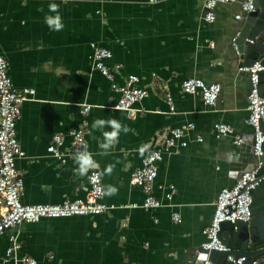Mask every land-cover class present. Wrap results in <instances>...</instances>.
Here are the masks:
<instances>
[{
  "label": "crops",
  "instance_id": "crops-1",
  "mask_svg": "<svg viewBox=\"0 0 264 264\" xmlns=\"http://www.w3.org/2000/svg\"><path fill=\"white\" fill-rule=\"evenodd\" d=\"M204 1L27 0L22 6L23 0H0V52L7 74L15 89H34L16 122V137L26 153L16 161L23 202L58 203L86 193V176L74 173L72 156L60 160L46 151L55 133L66 135L81 124L87 128L86 150L100 165L97 171L115 165L102 182L118 188L116 195L103 197L116 205L141 202L142 192L129 183L130 173L139 167L144 148L162 140L170 127L191 121L195 128L190 137H202L159 164L153 193L162 199L164 190L158 186L174 184L170 205L26 223L19 229L14 257L0 264H18L23 255L34 257L37 264H189L203 240L215 193L228 187L238 150L230 137H214L212 125L222 121L237 133L250 130L244 122L245 83H236V63L227 54L239 28L240 20L234 17L239 2L218 3L215 20L208 23L203 19ZM50 3L60 4L62 31H50L44 23ZM91 42L111 52L105 63L115 82L133 73L138 85L148 88L149 95L135 106L141 109L136 117L113 108L118 94L94 68ZM190 77L220 84L214 106H206L198 94L181 92L182 81ZM166 92L173 98V113L164 101ZM84 104L91 105L85 117L80 114ZM98 118H115L134 130L122 132L108 155H100L99 144L101 132L110 129L92 130ZM68 143L66 136L61 149ZM175 211L179 223L170 219ZM13 232L0 236V254Z\"/></svg>",
  "mask_w": 264,
  "mask_h": 264
},
{
  "label": "built area",
  "instance_id": "built-area-1",
  "mask_svg": "<svg viewBox=\"0 0 264 264\" xmlns=\"http://www.w3.org/2000/svg\"><path fill=\"white\" fill-rule=\"evenodd\" d=\"M70 1V0H69ZM155 1V0H149ZM239 2L240 11L234 14L235 19L240 20L245 13L254 10L251 0H205L203 4L205 22L215 20V9L218 3ZM236 36L232 37V40ZM212 46V45H211ZM92 48V62L103 76L111 81L112 89L118 94V98L113 108L124 111L129 117H136L141 109L136 108L149 95L147 87L138 85L139 77L133 73L125 76L122 83L114 80L112 69L105 63L111 57V52L107 48L96 46L90 43ZM120 65H116L119 67ZM264 68L259 60H255L249 66H242L239 70L249 72L250 90L246 96L247 115L244 122L250 127L251 154L259 157L264 154V130L261 125L264 123V96L258 94V76ZM7 62L0 52V236L7 230L14 229L8 236L9 245L4 253L0 254V263L12 259L19 248L17 235L19 229L26 223H35L42 218H61L70 216H92L114 209H157L168 206L172 199L176 187L174 184L167 186L159 185L158 188L164 190L163 198L159 199L154 195L155 179L160 162L166 155H170L180 148L186 147L189 141H202L201 135L190 137L195 128L191 121L182 122L178 126L170 127L167 134L157 144L144 148L139 167L130 173L129 183L138 187L142 192L141 202H129L125 204L106 203L96 191L98 186H104L102 178L99 185L93 183L90 170L86 176L87 189L83 197L75 199H64L58 203H25L21 200L24 184L21 172L16 166V161L26 156L25 151L20 147L16 137V122L21 114L23 102L30 100L34 94V89L23 87L15 89L11 79L7 74ZM182 93L198 94L206 106H214L220 93V84L217 82H206L202 78L190 77L182 81L180 86ZM164 101L168 105V112L173 113V98L169 92L164 94ZM91 105L84 104L80 114L87 116ZM87 128L81 124L70 129L66 135L55 133L51 137V142L46 147V151L53 157L64 160L68 156H73L77 150L88 148ZM212 133L216 138L230 137L231 142L240 146L248 133H237L234 127L226 122L216 121L212 125ZM66 136L69 137L68 146L64 145ZM260 162L252 168L242 171L236 178L233 185L222 188L213 201V212L209 222L203 227V240L195 248V254H199V249L216 250L229 252L225 260L231 264H242L245 256L235 257L230 252V247L225 245L219 237L220 224L223 221L235 223L236 221L247 222L251 218V195L250 191L256 183L264 176H258ZM170 219L173 223L181 221L178 212H172ZM18 264H37V260L28 255H23L17 259ZM189 264H194L192 261ZM203 264H224L222 262H212L206 258Z\"/></svg>",
  "mask_w": 264,
  "mask_h": 264
},
{
  "label": "water",
  "instance_id": "water-1",
  "mask_svg": "<svg viewBox=\"0 0 264 264\" xmlns=\"http://www.w3.org/2000/svg\"><path fill=\"white\" fill-rule=\"evenodd\" d=\"M254 10L245 13L239 22L234 40L227 45V54L229 58L234 59L238 70L236 83L240 81L245 83L244 92L250 90L249 72L239 70L242 66H249L255 60H259L264 66V0H251ZM258 94L264 96V68L258 76ZM264 130V123L261 125ZM251 133L248 131L242 144L238 147L235 154L236 162L233 164L230 173L228 186L234 184L236 178L242 171L252 168L253 164L259 162L257 175L264 176V154L254 157L251 154ZM264 150V145H263ZM252 198L250 210L251 218L249 221H236L230 223L223 221L220 224L219 237L222 242L230 247V252L235 257L245 256L242 264H264V179L258 181L251 189ZM215 193L214 198H216ZM229 252H220L216 250L199 249V254H195L191 261L194 264H203L208 258L212 262H222L231 264L225 260ZM190 261V262H191Z\"/></svg>",
  "mask_w": 264,
  "mask_h": 264
},
{
  "label": "clouds",
  "instance_id": "clouds-1",
  "mask_svg": "<svg viewBox=\"0 0 264 264\" xmlns=\"http://www.w3.org/2000/svg\"><path fill=\"white\" fill-rule=\"evenodd\" d=\"M69 0H61V3L67 4ZM22 6H27V0H23ZM60 4L50 3L48 5L49 15L44 16V23L49 28L50 31L59 32L64 28V23L62 17L59 13ZM43 11V9H41ZM109 128L110 130H104L101 132L102 142L99 144V147L102 149L100 155H108L110 149L118 141L120 134L123 132L127 134L130 131H134L129 128L127 125L122 124L119 120L112 119H96L92 123V130H103ZM95 138V137H94ZM72 160L74 161L76 168L74 173L78 177H85L88 175L90 170H98L100 165L93 159L92 153L87 150H77L73 156ZM115 169V165L110 164L106 166L102 171H93L92 172V181L94 184L99 185V181L105 175L111 176ZM97 194L103 197H112L118 193V188L113 185L108 186H98L96 188Z\"/></svg>",
  "mask_w": 264,
  "mask_h": 264
}]
</instances>
